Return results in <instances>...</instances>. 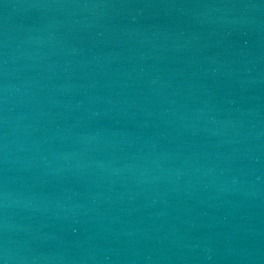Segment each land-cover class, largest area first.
<instances>
[{
	"label": "water",
	"instance_id": "water-1",
	"mask_svg": "<svg viewBox=\"0 0 264 264\" xmlns=\"http://www.w3.org/2000/svg\"><path fill=\"white\" fill-rule=\"evenodd\" d=\"M0 260L264 264V0H0Z\"/></svg>",
	"mask_w": 264,
	"mask_h": 264
},
{
	"label": "clouds",
	"instance_id": "clouds-1",
	"mask_svg": "<svg viewBox=\"0 0 264 264\" xmlns=\"http://www.w3.org/2000/svg\"><path fill=\"white\" fill-rule=\"evenodd\" d=\"M0 264H5V262L3 260H0Z\"/></svg>",
	"mask_w": 264,
	"mask_h": 264
}]
</instances>
